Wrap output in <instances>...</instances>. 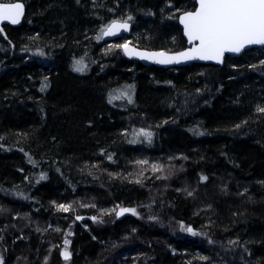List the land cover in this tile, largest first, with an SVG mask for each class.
I'll use <instances>...</instances> for the list:
<instances>
[{"label": "trees", "instance_id": "trees-1", "mask_svg": "<svg viewBox=\"0 0 264 264\" xmlns=\"http://www.w3.org/2000/svg\"><path fill=\"white\" fill-rule=\"evenodd\" d=\"M14 1L22 23L0 28L4 264H264V46L160 68L101 51V30L127 21L135 46L181 50L177 16L195 0L0 3ZM152 162L165 178L148 179Z\"/></svg>", "mask_w": 264, "mask_h": 264}, {"label": "snow or ice", "instance_id": "snow-or-ice-1", "mask_svg": "<svg viewBox=\"0 0 264 264\" xmlns=\"http://www.w3.org/2000/svg\"><path fill=\"white\" fill-rule=\"evenodd\" d=\"M22 7L19 3H0V21L18 23ZM180 22L184 25V33L192 46L176 56H167L162 52L151 55L137 53L127 44L117 47H122L126 54L139 55L142 59L172 63L181 59L219 62L225 52H240L246 45H264V0H199V8L194 12L185 13ZM127 28V23L113 22L101 31L103 36H113L120 29ZM100 38L102 37H98ZM75 70L83 71L81 67H76ZM60 208L68 211L64 205ZM124 211L135 213L134 209H123L122 213ZM65 258H68L67 252Z\"/></svg>", "mask_w": 264, "mask_h": 264}, {"label": "water", "instance_id": "water-1", "mask_svg": "<svg viewBox=\"0 0 264 264\" xmlns=\"http://www.w3.org/2000/svg\"><path fill=\"white\" fill-rule=\"evenodd\" d=\"M4 3H6V4H16V3H19L23 7H22V10H21V15H20V18H19V22L18 23L13 24L10 21H0V28L3 27V26H5V25H10V26H14V27L19 26L22 23V20H23V18L25 16V11H26L25 10V5L21 1L4 2ZM198 8H199V0H195V8L193 10L181 12L177 16V24H178V26L181 29L182 36H183V38L185 40V43H186V46H185L184 49L177 50V51H165V50H154V49L140 48V47H137V46H135L134 44H132L130 42H125L124 44H127L130 49H134L135 52H137V53H146V54L151 55L153 53H161L162 52V53H165L167 56H176L179 53L188 50L192 46L188 42V38H187V36L184 33V25L180 22L181 21V18L183 17V15L185 13H187V12H194ZM113 22H117V23H127L128 28H127V30L120 29L117 32V34H115L113 36H103V35H101L102 41L104 43L109 42V41H113V40H123L124 38H128L130 36L131 32H132V25H131L130 22L114 20V21L110 22L108 25L112 24ZM263 46L264 45H259V44L246 45L240 52H225L224 55H223V57L221 58V61H219V62L216 61V60H200V59L183 60V59H181L179 62H172V63H157L156 62V59H142L139 55L126 54L125 51H124V49L122 47L121 48H122L123 54L125 55V57L127 59L136 60V61H138V62H140V63H142L144 65H154V66L160 67V68H171V67H182V66H185V65L190 64V63L212 64V65L221 66L224 63V60H225V57L226 56L238 57L244 51H246L248 49H252V48H262ZM88 219L94 220L95 218L94 217L85 216V215H83V216H77V220L79 222H83V221L88 220Z\"/></svg>", "mask_w": 264, "mask_h": 264}, {"label": "rangeland", "instance_id": "rangeland-1", "mask_svg": "<svg viewBox=\"0 0 264 264\" xmlns=\"http://www.w3.org/2000/svg\"><path fill=\"white\" fill-rule=\"evenodd\" d=\"M137 35H136V32L135 33H133L132 34V32H131V34H130V36L128 37V38H124L123 40H120V41H118V43H116V42H114L115 40H113V41H109V42H106V43H104L103 45H100V50L102 51V50H105L106 48H110V47H112L113 45H123L125 42H130V41H132L134 38L133 37H136ZM132 38V39H131ZM122 93H125L126 95H128L129 97H131L132 96V94H133V91L132 90H130L129 88H124L123 90H122ZM137 159H140V161L142 162V163H144L148 158L144 155V154H140V157L139 158H137ZM160 165V163L159 162H152L151 164H150V166H149V170H146L147 172H148V179H150L151 177H157V176H159V175H161L160 176V178H165L164 177V174L165 173H163V171L162 172H160L159 174H156V175H154L153 174V170L155 169V167H157V166H159ZM123 209H134L135 210V213H133L132 211H124L123 213H122V210ZM108 212H110V213H112L115 217H121V216H124V215H127V214H132V215H137L138 214V209H137V207H119V206H113V207H110L108 210H107ZM122 213V214H121ZM77 216H83V215H74L73 214V219L74 220H77ZM93 217V216H92ZM95 219L96 218H100V217H98V216H96V217H94ZM93 221V220H92ZM95 221V220H94ZM190 227H188V226H185V225H181L180 226V230L181 231H183L186 235H188V236H193L194 235V233H195V231L194 230H192L191 228V231H187V229H189ZM65 252H67L68 253V258L66 259L65 258ZM4 255H5V252L2 250V247L0 246V264H4ZM61 256H62V258L63 259H65V261H68L69 259H70V253H69V251H68V241L65 239V242H64V248L62 249V251H61Z\"/></svg>", "mask_w": 264, "mask_h": 264}, {"label": "bare ground", "instance_id": "bare-ground-1", "mask_svg": "<svg viewBox=\"0 0 264 264\" xmlns=\"http://www.w3.org/2000/svg\"><path fill=\"white\" fill-rule=\"evenodd\" d=\"M121 90V89H120Z\"/></svg>", "mask_w": 264, "mask_h": 264}]
</instances>
